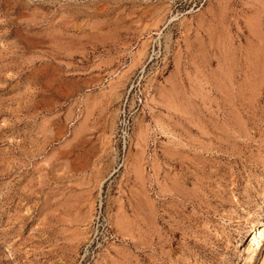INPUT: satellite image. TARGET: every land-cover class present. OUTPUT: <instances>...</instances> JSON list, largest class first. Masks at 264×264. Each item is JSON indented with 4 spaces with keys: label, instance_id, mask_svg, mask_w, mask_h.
I'll return each mask as SVG.
<instances>
[{
    "label": "rangeland",
    "instance_id": "1",
    "mask_svg": "<svg viewBox=\"0 0 264 264\" xmlns=\"http://www.w3.org/2000/svg\"><path fill=\"white\" fill-rule=\"evenodd\" d=\"M0 264H264V0H0Z\"/></svg>",
    "mask_w": 264,
    "mask_h": 264
}]
</instances>
